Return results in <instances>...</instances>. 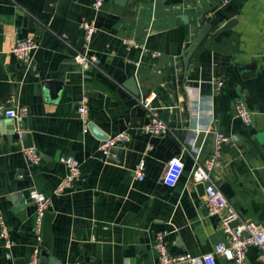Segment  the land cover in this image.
<instances>
[{
    "label": "crops",
    "instance_id": "0c3cea01",
    "mask_svg": "<svg viewBox=\"0 0 264 264\" xmlns=\"http://www.w3.org/2000/svg\"><path fill=\"white\" fill-rule=\"evenodd\" d=\"M93 3L0 0V219L11 243L7 248L0 237V264H9L8 253L13 264H29L38 247L33 189L52 198L50 248L39 264H156L154 240L163 230L173 255L211 253L224 241L221 219L208 214L192 171L194 156L204 162L212 154L216 132L229 140L213 181L243 221L264 227V0H105L99 12ZM84 19L98 27L87 50L95 62L88 70L75 61L84 50ZM233 20L235 26L218 33ZM206 23L216 36L204 41L186 69L183 54ZM29 36L40 47L22 63L12 51ZM123 39L139 48L128 51ZM131 77L147 97L120 96ZM218 80L225 86L217 95ZM46 81L62 83L57 99ZM84 96L90 124L106 137L129 136L107 158L100 151L104 140L85 133L76 113ZM147 98L161 117L169 113L168 135L142 131ZM240 100L253 114L251 127L235 116ZM10 109L26 110L17 117L26 123L24 132L13 133ZM28 149L40 154L38 163L28 160ZM62 156L79 163L82 177L56 195L67 173ZM175 157L185 169L168 187L163 177ZM142 161L145 179L139 182L135 169ZM216 264L234 263L218 258ZM246 264H264L257 249L247 253Z\"/></svg>",
    "mask_w": 264,
    "mask_h": 264
},
{
    "label": "built area",
    "instance_id": "2783aa9c",
    "mask_svg": "<svg viewBox=\"0 0 264 264\" xmlns=\"http://www.w3.org/2000/svg\"><path fill=\"white\" fill-rule=\"evenodd\" d=\"M105 0H94L93 8L95 11H100ZM81 28L84 33V50L75 56V61L83 70H88L94 65L88 53V47L91 45L94 36L98 32L97 23L95 20L84 19L81 23ZM124 47L130 51L139 48V45L132 39H123ZM40 47V41L36 36H29L26 39L19 40L14 48L13 54L22 63H28L33 53ZM153 56H158V53H153ZM225 86L224 80H218L216 83L215 94H220ZM152 99L147 98L144 101V107L147 112L148 122L143 125L142 131L145 134L152 136H166L170 132V127L166 123L160 113L151 106ZM235 116L246 126L251 127L253 123V114L247 107L244 101L240 100L234 107ZM76 113L82 123L83 131H90L89 113L90 99L84 96L78 104ZM25 117L26 110L10 109L6 111L8 119L17 117ZM129 136L126 132L118 133L107 140H104L100 151L102 156L107 158L111 155V151L126 143ZM228 137L222 133L216 132L215 148L210 157L201 162L198 156H194L195 164L192 171V180L195 184L204 185L205 192V208L210 216H219L221 219L224 241L215 245L213 251L208 254L194 256L190 253L173 255L169 250L168 237L169 233L166 230L159 231L155 236L154 248L157 253L156 264H216V259L221 258L234 264H246L247 253L251 249H257L260 257L264 262V227L253 222L243 221L240 214L226 198L222 191L218 189L212 179L211 173L222 167L224 160V149L228 142ZM193 152L200 154L195 142L191 144ZM26 157L31 163H38L41 160L40 154L33 150L26 151ZM59 162L67 168V173L61 180L55 190L56 195H62L68 190H71L74 185L80 181L82 177L79 163L72 156H62ZM145 162L142 161L135 169V177L139 182L145 179ZM185 165L181 158H172L166 166L164 173V184L168 187H175L180 181L184 173ZM30 200L35 205L34 218V233L38 243L29 264H39L41 252V244L43 241L44 219L52 207V198L33 189L29 193ZM237 223L236 226H233ZM0 237L4 241L7 248L11 246L9 241V231L3 219H0Z\"/></svg>",
    "mask_w": 264,
    "mask_h": 264
},
{
    "label": "water",
    "instance_id": "95a60500",
    "mask_svg": "<svg viewBox=\"0 0 264 264\" xmlns=\"http://www.w3.org/2000/svg\"><path fill=\"white\" fill-rule=\"evenodd\" d=\"M122 2H125V0H122ZM236 20L230 21L228 22L226 25H224L219 31H225L228 30L230 28H232L233 26H235L236 24ZM212 36H216L215 34H212V26L209 23H206L203 25V27L199 30L196 38H194L190 44V46L188 47V49L184 52V63L186 66V69L189 66L190 60L192 58V56L196 53V51L200 48V46L204 43L205 40H207L208 38H211ZM44 86H46L50 91H51V97L54 99L58 98V94L60 92V89L62 87V83H58L55 81H46L44 83ZM58 90L57 96L54 97V95H56V91ZM118 93L120 94V96L122 98H129L128 93L136 98L139 97H147L149 95V91L145 90V89H140L136 83L135 78L131 77L124 85H122L121 89H119ZM162 119L168 123L169 121V113L168 112H163L162 113ZM13 123L14 126V130L13 133L15 132V130L17 129L18 131L24 132L26 129V123L25 122H20L18 123L17 118L14 119H10ZM28 123H30V121L28 120ZM141 126V124L139 125ZM89 129L90 131L98 138L103 139V140H107L109 137H106L103 132L93 123L89 124ZM233 140L236 144L239 143V141L241 140L240 137H233ZM115 150H117V148L113 149L111 151V153H113ZM117 153H120L121 155L123 154V151H117ZM201 189L204 192V185H201ZM50 212H48L45 216L44 219V229H43V241L41 246L44 248L43 251L41 250L40 252V256L41 257H46L47 256V250H49L50 248V236L48 234V222H49V215ZM237 223H234L233 226H236ZM8 256V261L9 264H13L12 260L10 258V254H7Z\"/></svg>",
    "mask_w": 264,
    "mask_h": 264
}]
</instances>
